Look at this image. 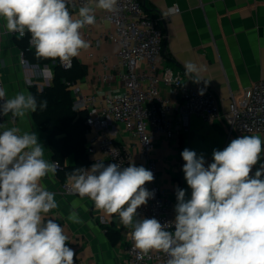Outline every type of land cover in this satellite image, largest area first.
Wrapping results in <instances>:
<instances>
[{
    "label": "clouds",
    "instance_id": "9594fccd",
    "mask_svg": "<svg viewBox=\"0 0 264 264\" xmlns=\"http://www.w3.org/2000/svg\"><path fill=\"white\" fill-rule=\"evenodd\" d=\"M69 2L0 0V19L8 33L30 35L37 59L70 65L90 47L81 30L96 23L95 11L115 12L118 0H89L75 15ZM177 8L172 5L162 17L174 15ZM184 69L193 83L207 85L200 77L203 66L188 61ZM0 101V115L10 114L13 120L47 108L46 100L38 104L30 92L6 98L3 87ZM44 150L35 131L21 133L12 127L0 133V264H74L76 253L67 246L63 227L46 219L58 203L41 181L56 174L59 161L46 160ZM262 152L260 135H243L223 150L213 149V162L206 167L203 154L185 148L182 171L191 195L186 199V190L177 188L175 218L163 225L137 214L155 195L145 187L154 175L144 166L95 162L87 169L74 168L66 182L73 194L89 198L97 210L119 216L120 224L130 229L138 259L159 252L167 256L166 264H264ZM67 219L83 223L76 211Z\"/></svg>",
    "mask_w": 264,
    "mask_h": 264
},
{
    "label": "crops",
    "instance_id": "0c3cea01",
    "mask_svg": "<svg viewBox=\"0 0 264 264\" xmlns=\"http://www.w3.org/2000/svg\"><path fill=\"white\" fill-rule=\"evenodd\" d=\"M142 3L149 16L157 19L165 35L161 66L182 71L185 80L191 83V77L185 75L184 64L191 61L203 66L200 77L208 81L207 86L216 95L222 110L227 108L230 94L238 95L247 86L264 78V0H142ZM174 4L178 5V12L162 18L167 8ZM100 12L98 9L95 11L96 14ZM0 26H4L2 19ZM108 28L106 21L97 22L87 36L82 34L90 47L81 50L79 57L73 58L85 70L73 82L82 93L104 95L122 90V82L118 76L107 81L101 80L107 71L102 59L104 56L108 57L113 73L118 67L116 45L105 36H98V33ZM19 51L12 37L3 36L0 48V87L5 89L7 98L22 91L24 78L32 80L33 76L42 74L47 82L51 79L45 71H41L38 64H22ZM38 81L35 82L42 84L41 80ZM160 92L170 99L175 97L169 88H162ZM185 121L188 126L186 131L180 132L173 139L159 137L153 151L158 167L156 183L168 196L174 198L175 203L177 188L186 190V199L191 195L182 171L185 161L181 152L185 148L195 151L198 156L203 154L207 167L213 162V149L223 150L235 138L260 135L264 140V132L228 134L222 119L205 122L198 115L190 114L185 117ZM5 125L18 127L21 133L35 131L38 141L45 148L44 158L56 161L52 157L46 135L33 122L31 113L18 118L14 124L4 123L0 128ZM3 131L0 129V133ZM117 140L129 141L130 138L120 132ZM67 162H70V158L65 164ZM259 163H264V152ZM259 163L253 166L251 175H254ZM64 181L66 174H60L59 169L54 176L49 174L41 181L46 190L56 194L55 200L58 203V208L48 213L46 219H54L63 227L69 237L67 246L75 251L74 260L79 264H118L125 249L122 239L124 234L126 240V232L120 224L119 216H108L97 210L87 197L64 193L61 190ZM72 211L78 213L83 223L75 224L67 219ZM99 216L103 220L96 222L95 217ZM87 222L91 224V228H87ZM106 225L110 227L107 228Z\"/></svg>",
    "mask_w": 264,
    "mask_h": 264
},
{
    "label": "built area",
    "instance_id": "2783aa9c",
    "mask_svg": "<svg viewBox=\"0 0 264 264\" xmlns=\"http://www.w3.org/2000/svg\"><path fill=\"white\" fill-rule=\"evenodd\" d=\"M86 3L89 0H70L69 11L75 15L76 9ZM171 7L167 8L166 13ZM95 15L96 23L106 21L109 25L98 36H105L116 45L118 65L113 73L108 57L104 56L102 59L107 71L101 80L107 81L118 76L122 82V90L104 95L82 93L73 83L66 82L75 98L73 109L86 111L85 149L90 162L85 168H90L95 162H104L105 165L115 162L121 167L134 163L152 171L154 180L146 183L145 187L154 191V198L139 207L137 214L143 218H156L163 225L166 221L174 220L176 203L156 183L158 167L153 154L156 139H173L180 132L186 131L188 126L185 117L190 114L198 115L205 122L222 119L228 134L263 133L264 78L247 86L238 95L230 94L227 108L222 110L216 95L207 85L201 82L191 83L185 80L182 71L161 66L165 35L157 19L145 11L142 0H118L115 12L101 10ZM167 17L169 16L162 18ZM92 27L93 25L86 26L81 30L82 34L87 36ZM3 36L18 37V34L8 33L4 26H0V48ZM24 37L30 46V35L26 34ZM20 62L28 64L21 51ZM71 66L72 62L70 65H61L64 69ZM47 69L50 68L46 64L41 71ZM47 76H52L51 71ZM26 80L30 82L29 78ZM1 84L0 70V86ZM162 88L173 91L174 99L162 95ZM200 89H204L203 95L199 94ZM16 120L10 114L0 115V126L9 122L14 124ZM120 132H124L130 140H117ZM61 190L73 194L66 181L61 184ZM132 243L130 229H127L125 251L118 264H166L167 256L159 252H152L142 260L138 259L137 250ZM74 264L79 263L74 260Z\"/></svg>",
    "mask_w": 264,
    "mask_h": 264
},
{
    "label": "trees",
    "instance_id": "16d2710c",
    "mask_svg": "<svg viewBox=\"0 0 264 264\" xmlns=\"http://www.w3.org/2000/svg\"><path fill=\"white\" fill-rule=\"evenodd\" d=\"M16 40L19 50L30 63L49 64L51 79L42 85L33 82L28 88L39 104L47 101V108H39L31 117L36 126L46 135V141L54 160L59 161L60 174H67L74 168H85L90 160L85 149L86 125L85 110L73 109L75 100L66 82L73 83L85 72L84 67L74 59L68 69L61 67L59 60L37 59L35 49L28 45L26 37H12ZM70 158V162L65 161Z\"/></svg>",
    "mask_w": 264,
    "mask_h": 264
},
{
    "label": "rangeland",
    "instance_id": "374dc122",
    "mask_svg": "<svg viewBox=\"0 0 264 264\" xmlns=\"http://www.w3.org/2000/svg\"><path fill=\"white\" fill-rule=\"evenodd\" d=\"M15 43H16V45L18 46V44H17V42H16V40H15ZM20 49V48H19ZM20 52V51H19ZM19 57H20V55H19ZM24 59L27 61V63L28 64H34V63H30L25 57H24ZM45 64H38V66H39V68H43V66H44ZM48 66H49V64H47ZM3 70V69H2ZM35 75V74H34ZM34 78H31L32 80H30V82L28 83V81L24 78V80H22V84H23V86H22V91H23V89H25V92L27 93V92H29V88H28V86L31 84V83H33V82H35V81H38V80H41L40 82L43 84V85H45L46 84V80H45V78H44V75H42V74H38L37 76H33ZM23 78V77H22ZM35 79H37V80H35ZM39 82V81H38ZM21 86V85H20ZM13 126H10V125H5L4 127H2V128H0V129H2V130H6V129H10V128H12ZM93 215V214H92ZM103 220V217H101V216H99V218L97 217H95V221L96 222H100V221H102ZM108 225V224H107ZM106 225V226H107ZM86 226H87V228H91V224L89 223V222H87L86 223ZM110 227V226H109ZM108 226H107V228H109ZM105 228V227H104ZM104 230V229H103ZM124 230H125V232L127 231V229L126 228H124ZM90 232H91V229H90ZM103 234V233H102ZM97 235H95V237H96ZM122 239H123V246L124 247H126V240H125V234L122 236ZM124 251H125V249H124ZM124 254V253H123ZM123 254H122V256L120 257V259L123 257Z\"/></svg>",
    "mask_w": 264,
    "mask_h": 264
},
{
    "label": "water",
    "instance_id": "95a60500",
    "mask_svg": "<svg viewBox=\"0 0 264 264\" xmlns=\"http://www.w3.org/2000/svg\"><path fill=\"white\" fill-rule=\"evenodd\" d=\"M45 72H46L47 75L50 74V71L48 69ZM46 84H48V82H46Z\"/></svg>",
    "mask_w": 264,
    "mask_h": 264
}]
</instances>
